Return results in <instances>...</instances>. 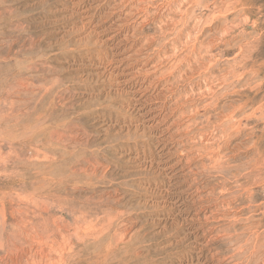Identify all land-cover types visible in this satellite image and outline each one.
<instances>
[{"label":"rangeland","instance_id":"obj_1","mask_svg":"<svg viewBox=\"0 0 264 264\" xmlns=\"http://www.w3.org/2000/svg\"><path fill=\"white\" fill-rule=\"evenodd\" d=\"M262 102L264 0H0V264H264Z\"/></svg>","mask_w":264,"mask_h":264},{"label":"bare ground","instance_id":"obj_2","mask_svg":"<svg viewBox=\"0 0 264 264\" xmlns=\"http://www.w3.org/2000/svg\"><path fill=\"white\" fill-rule=\"evenodd\" d=\"M239 9H240V8H239ZM233 11H234V10H233ZM234 17H235V16H234ZM234 17H233V18H234ZM233 18H232V19H233ZM235 19H236V18H235ZM227 21H228V20H227ZM231 21H232V20H231ZM231 21H230L229 23H231ZM234 21H235V20H234ZM232 22H233V21H232ZM220 25H221V24H220ZM223 26H225V25H222V27H223ZM226 26H227V25H226ZM228 26H229V25H228ZM222 27H221V28H222ZM228 28H229V27H228ZM226 29H227V28H226ZM230 29H232V28H230ZM227 30H228V29H227ZM229 31H232V30H229ZM224 32H225V31H224ZM227 32H228V31H227ZM250 48H251V47H250ZM246 54H247V55L250 54L249 46H247V48H246ZM42 63H43V62H42ZM252 71H253V70H252ZM24 82H25V81H24ZM5 83H6V82H5ZM20 84H21V83H20ZM5 86H6V85H5ZM48 87H49V86H48ZM66 87H67V86H66ZM17 90H18V89H17ZM4 92H5V91H4ZM8 95H9V94H8ZM55 95H56V94H55ZM57 98H58V97H57ZM12 100H13V99H12ZM27 101H28V100H27ZM12 102H13V101H12ZM248 102H249V101H248ZM262 103H263V102H262ZM32 104H33V103H32ZM252 104H253V103H252ZM263 104H264V103H263ZM253 105H254V104H253ZM46 106H47V105H46ZM260 106H261V105H260ZM236 108H237V111H233V112L231 111L232 113H231L230 117H234L236 113H239V112L241 113L242 110H243V107H242V106H241V107H236ZM257 108H260L259 105L256 107V109H257ZM260 110H261V109H260ZM256 112H257V111H256ZM250 113H251V112H250ZM249 115H250V114H249ZM249 115H248V117H249ZM228 117H229V116H227V118H226L225 120H227ZM241 118H242V116H241ZM242 119H243V118H242ZM231 121H232V120H231ZM231 127H232V126H231ZM237 129H238V128L236 127V130H235V131H237ZM50 130H51V129H50ZM53 132H54V131H53ZM247 218H248V217H247ZM257 219H259V218H257ZM260 220H261V219H260ZM260 220L258 221L257 226H255L256 228H257V227H262L263 223H262V221H260ZM238 221H239V220H238ZM252 221L255 222L256 220H252ZM256 223H257V222H256ZM254 224H255V223H253V226H254ZM253 226H252V227H253ZM248 228H249V226H248ZM251 232H252V231H251ZM252 235H253V238H255L256 240L260 241V244H261V246L263 247V246H264V230H263L261 233H259V234H254V232H253ZM254 247H255V246H254ZM95 264H96V263H95Z\"/></svg>","mask_w":264,"mask_h":264}]
</instances>
